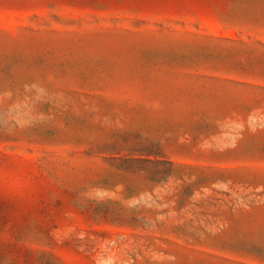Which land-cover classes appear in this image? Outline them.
<instances>
[{
  "label": "rangeland",
  "instance_id": "1",
  "mask_svg": "<svg viewBox=\"0 0 264 264\" xmlns=\"http://www.w3.org/2000/svg\"><path fill=\"white\" fill-rule=\"evenodd\" d=\"M0 264H264V0H0Z\"/></svg>",
  "mask_w": 264,
  "mask_h": 264
}]
</instances>
